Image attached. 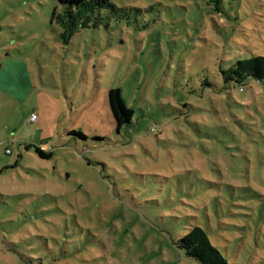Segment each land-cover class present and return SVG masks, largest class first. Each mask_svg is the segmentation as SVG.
<instances>
[{
  "label": "rangeland",
  "instance_id": "374dc122",
  "mask_svg": "<svg viewBox=\"0 0 264 264\" xmlns=\"http://www.w3.org/2000/svg\"><path fill=\"white\" fill-rule=\"evenodd\" d=\"M110 2L64 42L57 0H0V264H45L69 234L51 264H198L176 245L194 224L262 264L264 85L227 92L222 71L264 55V0ZM111 87L134 112L118 133Z\"/></svg>",
  "mask_w": 264,
  "mask_h": 264
},
{
  "label": "trees",
  "instance_id": "16d2710c",
  "mask_svg": "<svg viewBox=\"0 0 264 264\" xmlns=\"http://www.w3.org/2000/svg\"><path fill=\"white\" fill-rule=\"evenodd\" d=\"M57 1L61 4L63 11L61 14L54 13L53 18L61 28V37L64 42H67L80 28L90 25L96 26L97 24H105L107 26L108 17H105L101 13L102 9L108 10L110 15H113L117 10L110 0ZM222 76L224 83L227 85V92H230L235 86L241 91V89L251 84L264 85V55H255L250 58L239 59L231 67L223 70ZM107 98L115 131L118 133L123 126L130 122L134 112L125 105L118 87L109 88ZM261 118L262 120L258 121L255 117L254 124L257 125L259 122L264 123V116H261ZM73 133L84 137L81 132L74 131ZM36 151L42 158H50L52 155L51 152L46 153L38 147ZM74 238L70 234L63 237L62 246L64 250L61 252L56 251L55 242L52 243V251L56 252L54 256L45 260V264H51L58 260H65L71 257L74 250L73 246L77 242ZM176 245L185 256L193 258L198 264H234L229 263L224 258L220 251L212 244L208 233L197 224L190 226L177 240ZM68 249L69 251L67 252L66 250ZM33 254L36 256L40 255L38 252H34ZM38 258L36 257V259ZM38 260L42 261L40 258Z\"/></svg>",
  "mask_w": 264,
  "mask_h": 264
},
{
  "label": "crops",
  "instance_id": "0c3cea01",
  "mask_svg": "<svg viewBox=\"0 0 264 264\" xmlns=\"http://www.w3.org/2000/svg\"><path fill=\"white\" fill-rule=\"evenodd\" d=\"M2 68H3L2 70H4V69L7 70L9 67H2ZM1 73H2V75H0V82H2V83L0 84V87L7 94L13 95V92H11L12 91L11 87H12L14 81H15L14 75L11 73L10 69L5 71V72L1 71ZM31 113H36V119H35V121H36L38 119L37 112L36 111H32ZM111 118H112V116H111ZM112 121H113V119H112Z\"/></svg>",
  "mask_w": 264,
  "mask_h": 264
},
{
  "label": "built area",
  "instance_id": "2783aa9c",
  "mask_svg": "<svg viewBox=\"0 0 264 264\" xmlns=\"http://www.w3.org/2000/svg\"><path fill=\"white\" fill-rule=\"evenodd\" d=\"M263 82H264V80H263ZM35 119H36V114L35 113H31L30 116H29V118H28V121L29 122H34ZM6 151L9 152V150H6Z\"/></svg>",
  "mask_w": 264,
  "mask_h": 264
}]
</instances>
